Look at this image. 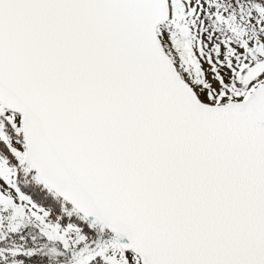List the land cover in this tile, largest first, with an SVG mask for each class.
Segmentation results:
<instances>
[{
	"label": "water",
	"instance_id": "95a60500",
	"mask_svg": "<svg viewBox=\"0 0 264 264\" xmlns=\"http://www.w3.org/2000/svg\"><path fill=\"white\" fill-rule=\"evenodd\" d=\"M168 18V0H0V105L38 179L140 264H264V82L201 101Z\"/></svg>",
	"mask_w": 264,
	"mask_h": 264
},
{
	"label": "rangeland",
	"instance_id": "374dc122",
	"mask_svg": "<svg viewBox=\"0 0 264 264\" xmlns=\"http://www.w3.org/2000/svg\"><path fill=\"white\" fill-rule=\"evenodd\" d=\"M168 2L169 18L157 26V36L200 100L210 104L241 100L264 81V73L245 78L249 66L264 58V0ZM0 141L18 165L31 168L25 158L20 115L2 105ZM10 164L0 154V193L10 198L8 202L0 200V231L14 229L18 211H22L39 234L54 244L27 250L9 243L5 250L11 257L6 264H140L139 258L122 248L117 237L105 228L89 223L90 228L82 229L81 220L71 217L69 207L51 217L49 207L19 190L13 180L16 166ZM25 178L23 187L37 194L39 179ZM21 256L29 257V262Z\"/></svg>",
	"mask_w": 264,
	"mask_h": 264
},
{
	"label": "trees",
	"instance_id": "16d2710c",
	"mask_svg": "<svg viewBox=\"0 0 264 264\" xmlns=\"http://www.w3.org/2000/svg\"><path fill=\"white\" fill-rule=\"evenodd\" d=\"M3 144L2 141H0V154L5 156L6 159L9 162H12L13 165L16 166V175H15V181L19 189L24 192L25 194H28L33 200H36L40 202L41 205L49 207L50 209V216L56 217L60 214H63L64 211L69 207L73 213L71 214V217H74L76 219H80L82 222L81 228L86 230L87 227L90 228V224L84 220L77 212H75L70 205H68L66 202L61 200L58 196H56L53 192L48 190L41 182L39 189L37 190V194L34 192H30L26 190L24 186V182L26 181L25 177H36L34 175L31 168L27 165V167L24 165H18L13 158L11 157L10 153L5 150V148L1 145ZM0 200L8 202L9 199L2 195L0 193ZM20 209V208H19ZM17 220L15 222V228L11 230L12 232V238L10 240L11 243H15L18 246H24L27 250H36L37 248L44 247L45 244L47 247L53 246L54 242L52 239H49L46 236H42L39 234V231L37 227L34 224H31L28 220H26L25 216L23 215L22 211H18ZM65 217L61 218V221H64ZM26 259V262H29V257L27 256H21Z\"/></svg>",
	"mask_w": 264,
	"mask_h": 264
},
{
	"label": "built area",
	"instance_id": "2783aa9c",
	"mask_svg": "<svg viewBox=\"0 0 264 264\" xmlns=\"http://www.w3.org/2000/svg\"><path fill=\"white\" fill-rule=\"evenodd\" d=\"M5 238H6V235L0 232V262L2 263H6L9 260L8 254L4 251V249L1 246Z\"/></svg>",
	"mask_w": 264,
	"mask_h": 264
}]
</instances>
